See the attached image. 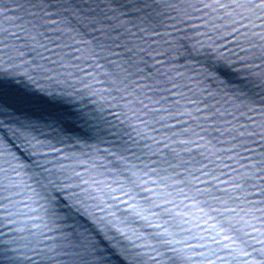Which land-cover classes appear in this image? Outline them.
Returning <instances> with one entry per match:
<instances>
[{"label":"snow or ice","instance_id":"snow-or-ice-1","mask_svg":"<svg viewBox=\"0 0 264 264\" xmlns=\"http://www.w3.org/2000/svg\"><path fill=\"white\" fill-rule=\"evenodd\" d=\"M0 264H264V0H0Z\"/></svg>","mask_w":264,"mask_h":264}]
</instances>
